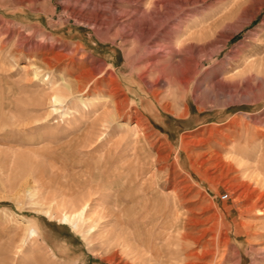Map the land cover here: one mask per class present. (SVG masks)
<instances>
[{
    "label": "rangeland",
    "instance_id": "obj_1",
    "mask_svg": "<svg viewBox=\"0 0 264 264\" xmlns=\"http://www.w3.org/2000/svg\"><path fill=\"white\" fill-rule=\"evenodd\" d=\"M172 2L0 0V264H144L116 236L109 239L133 232L115 219L132 204L125 194H136L134 203L148 198L151 214L163 197L172 208L167 216L157 213L155 221L146 217L143 238L149 227L152 235L162 232L158 243L165 233L179 232L192 238L186 251L202 256L205 244L213 247L226 235L237 253L227 264H264V236L235 235L232 224L241 219L264 229V218L245 213L250 200L242 195L244 188L261 185L248 176L253 168L244 172L234 160H261L264 182V0H199L182 11ZM156 5L163 16L153 23L152 40L162 45L151 49L166 59L194 56L198 62L193 70L184 63V71L168 69L185 76L184 84L147 78L142 67L151 49L131 50L134 32L122 28L137 7L153 11ZM124 48L131 50L129 56ZM260 58L262 71L249 66ZM99 65L95 74L87 73ZM78 75L87 87L69 92L53 111L52 90L42 78H55L61 86ZM150 83L161 96L148 90ZM117 101L120 113L108 127L95 124L89 140L78 137L72 144L70 129L80 135L76 129L95 123ZM52 197L57 202L88 199L99 212L74 229L60 218ZM175 208L180 228L165 230L162 225ZM108 211L114 215H102ZM174 246L170 249L179 245ZM140 247L147 255L153 250L151 244Z\"/></svg>",
    "mask_w": 264,
    "mask_h": 264
},
{
    "label": "bare ground",
    "instance_id": "obj_2",
    "mask_svg": "<svg viewBox=\"0 0 264 264\" xmlns=\"http://www.w3.org/2000/svg\"><path fill=\"white\" fill-rule=\"evenodd\" d=\"M88 1V0H87ZM173 1L172 3L174 5H178L181 11L183 9L184 6L189 5V4H195L197 3L199 0H171ZM90 2V1H89ZM134 2V1H133ZM138 2V1H137ZM80 3V2H79ZM104 3V2H103ZM139 3V2H138ZM85 4V3H84ZM95 4V3H94ZM109 4V3H108ZM134 4V3H133ZM165 4V2H164ZM264 4V2H263ZM262 4V5H263ZM100 5V3H99ZM110 5V4H109ZM173 5V6H174ZM237 5V3H236ZM261 5V6H262ZM101 6V5H100ZM116 6V5H115ZM138 6V4H137ZM140 6V5H139ZM144 6V5H143ZM165 6L168 8L169 5L165 4ZM86 7V6H84ZM95 7V6H94ZM111 7V6H110ZM136 7V6H135ZM161 6L156 5L153 9V11H145L140 10L138 7L134 10V14L130 15V23L127 24L126 26H122V28H125L127 26H130L134 32L135 35V43L134 45H131L132 47L130 48L131 50H134L135 47H139L142 49H151L152 47L155 48V46L160 47L162 44H155V42L152 40L153 37L156 36L157 34V28L153 27V23L161 20L163 13L159 12ZM165 8V7H164ZM81 9V8H80ZM91 9V8H90ZM107 10V7L105 8ZM114 9V8H113ZM142 9V8H141ZM122 10V9H121ZM127 10V9H126ZM233 9H231L230 11H232ZM16 11V10H15ZM124 11V9H123ZM170 11V10H169ZM83 12V11H82ZM118 12V11H117ZM126 12V11H125ZM176 12V11H175ZM174 12V13H175ZM130 13V12H129ZM170 13V12H169ZM117 14V13H116ZM120 14V12H119ZM167 14V13H166ZM258 14V11L252 16V18H255L256 15ZM129 15V14H128ZM179 15V14H178ZM105 15H103L104 17ZM118 16V15H117ZM175 16V15H174ZM98 17V16H97ZM119 17V16H118ZM251 18V19H252ZM107 19V18H106ZM118 20V19H117ZM100 21V20H99ZM113 21V20H112ZM169 24V23H168ZM98 25V24H97ZM215 25V23H214ZM171 26V25H170ZM174 26V25H173ZM120 27V26H119ZM119 27H117L119 29ZM129 27V28H130ZM238 27V26H237ZM121 28V27H120ZM242 28V27H241ZM103 30V29H102ZM117 30V29H116ZM108 31V30H106ZM120 31V30H119ZM166 31V30H165ZM237 31V30H236ZM239 31V30H238ZM122 32V31H121ZM132 32V33H133ZM200 32V31H199ZM202 32V31H201ZM101 33V32H100ZM118 33V32H117ZM107 34V33H106ZM115 34V32H114ZM195 34V33H194ZM198 34V33H197ZM101 36V34H99ZM116 35V34H115ZM199 35V34H198ZM204 35V34H203ZM117 36V35H116ZM132 36V35H131ZM115 37V36H114ZM107 38V37H105ZM126 38V37H125ZM125 38H123V40H126ZM132 38V37H131ZM156 38V37H155ZM101 39V37H100ZM130 38H128L129 40ZM17 40V39H16ZM103 40V39H102ZM120 40V39H119ZM166 40V39H165ZM122 41V40H121ZM164 41V40H163ZM132 42V41H131ZM157 43V42H156ZM114 44V43H113ZM117 44V43H116ZM128 44V43H127ZM126 44V45H127ZM168 44V43H167ZM166 44V46H167ZM175 44V43H174ZM124 44H121V47ZM129 45V44H128ZM189 45V44H188ZM165 46V44H164ZM170 46V44H169ZM183 46V45H182ZM157 47L155 49H157ZM163 47V46H162ZM153 48V49H154ZM152 50L150 51V58L147 62V64L145 66H143L142 68L145 70L143 72H145V76H153L156 75L157 77H155L156 79L159 78H165L168 82L172 83H178V85L184 84L187 81V78L184 76V78H178L176 73H175V69H179V71L182 69L180 68L181 64H186V68L191 69V67L193 66H197L198 62L195 61L194 56L191 57L190 61H186L184 59H180V60H173V57H170L168 59H166L163 54L159 55L156 51ZM170 49V48H169ZM168 49V50H169ZM173 49V48H172ZM49 50V49H48ZM124 51H126V55L129 56L131 50L124 48ZM181 50V49H180ZM163 51V50H162ZM173 51V50H172ZM57 52V51H56ZM59 54V53H57ZM67 54H64V56ZM166 55V54H165ZM60 57V56H59ZM130 58V57H129ZM47 59V58H46ZM58 59V58H57ZM166 59V60H165ZM263 59H256L254 61H251L249 63V66H256L258 71H262L263 70ZM46 62V61H45ZM48 62V61H47ZM167 62V63H164ZM95 63V62H94ZM47 64V63H46ZM57 65V64H56ZM93 67V66H92ZM105 66H103L104 68ZM182 67V66H181ZM103 68H101L103 70ZM107 68V67H106ZM174 69L172 72H174L172 74V72H169L168 69ZM108 69V68H107ZM110 69V67H109ZM184 69V68H183ZM181 71H184V70ZM67 70V69H66ZM70 70V69H69ZM68 70V71H69ZM100 70V65L96 66L94 68H92L91 70H88L87 73L93 75L95 74L97 71ZM111 70V69H110ZM115 70V69H114ZM113 70V71H114ZM193 70V69H191ZM37 72H34V75H37V79L39 78V72L38 70H36ZM105 71V70H104ZM196 71V69H195ZM83 72V71H82ZM107 72V71H106ZM103 73V72H102ZM101 73V74H102ZM139 73V72H138ZM178 73V72H177ZM187 73V72H186ZM191 73V72H190ZM84 74V73H83ZM109 77L111 79H114L116 76H114L115 74L110 71L109 73ZM82 75V73H81ZM77 76L74 81L72 82H65L64 85L58 86L56 85L57 81L54 80L55 78H48V77H44L42 78V81H44L45 83L49 84L52 92L50 93V97L49 100L52 103L53 107L52 110L53 111H59V103L62 102L64 100V97L71 92L72 90H81L85 87H87V83L86 81H84L85 78H83L82 76ZM100 75V74H99ZM180 75V74H179ZM178 75V76H179ZM191 75V74H190ZM49 76V75H48ZM86 76V75H85ZM88 76V75H87ZM104 76V75H103ZM118 76V75H117ZM89 77V76H88ZM91 77V76H90ZM97 77V76H96ZM108 77V76H107ZM189 77V76H187ZM83 78V79H82ZM95 78V77H94ZM146 78V77H144ZM87 79V77H86ZM97 79V78H96ZM95 79V80H96ZM99 79V78H98ZM105 79V77H104ZM141 79V78H140ZM154 79V78H153ZM160 80V79H159ZM93 81V80H92ZM98 81V80H97ZM105 81V80H104ZM107 81V80H106ZM89 82V81H88ZM95 82V81H93ZM162 83V82H161ZM189 83V82H188ZM101 84V81H100ZM155 84V83H154ZM164 84V83H163ZM162 84V85H163ZM99 85V84H98ZM156 85V84H155ZM165 85V84H164ZM177 85V86H178ZM92 86V85H91ZM102 86V85H100ZM90 87V86H89ZM110 87V86H109ZM116 87V86H115ZM179 87V86H178ZM93 88V87H92ZM99 88V87H98ZM149 91L155 96L158 97L160 95V89L158 90V88L153 87V84L150 83L149 87H148ZM93 90V89H92ZM117 90V89H116ZM101 91V90H100ZM107 91V90H106ZM89 92V91H88ZM108 92V91H107ZM110 93V92H109ZM87 94V92H86ZM114 94V93H113ZM107 95V94H106ZM112 95V94H111ZM161 96V95H160ZM100 97V96H99ZM114 97V96H113ZM103 101V100H102ZM113 101V100H112ZM116 101V100H115ZM91 102V101H90ZM101 102V101H100ZM102 103V102H101ZM114 109L111 110H107V111H103V113L101 115H99L97 117V121L94 123H90L88 126L81 128H78L76 130L80 131V135H76L75 134V130L70 129L69 133L73 134L72 135V144L76 143L78 144V137L82 138L83 140H89L91 138V136L93 135L94 132V128H95V124H99V126H103L104 128L108 127L114 120L115 118L119 115L120 113V109H121V105L117 102H114ZM100 104V103H98ZM106 106V105H105ZM113 106V105H112ZM103 107V106H102ZM92 111H95L94 106H92L91 104V108ZM142 121L138 120L137 121V126L140 127ZM143 124V123H142ZM134 126V125H133ZM131 128V127H130ZM104 130V129H103ZM108 130V129H107ZM138 130V129H137ZM98 131V130H97ZM133 131V130H132ZM115 132V131H114ZM136 133V131H135ZM132 133V134H135ZM107 134V133H106ZM104 134V135H106ZM131 134V133H130ZM100 136V135H99ZM122 138V137H121ZM125 139V138H124ZM262 144V143H261ZM127 145V144H126ZM251 150V149H250ZM236 152V151H235ZM264 152V151H262ZM238 153V151H237ZM257 153V151H256ZM143 154V153H142ZM224 154V153H223ZM240 155V153H239ZM264 155V154H263ZM235 157V156H234ZM252 157V156H251ZM254 157V156H253ZM261 157V156H260ZM250 158V157H249ZM241 159V158H240ZM256 159V157H255ZM254 159V160H255ZM236 164L243 167L244 168V172H246V170H249L251 168L250 171V175L249 178L252 179L256 184H260L259 186L261 188H258L257 186L254 187H246L243 189L242 191V195L247 197V200H250L248 203L245 204L244 206V211L246 214H251L254 215L257 219H263L264 218V182L261 180V170H260V162L256 161V164H249L247 162H242L243 160H236L234 159ZM252 161V159H250ZM264 160V159H263ZM233 161V160H232ZM264 162V161H263ZM253 163V162H252ZM235 164V165H236ZM196 166V165H195ZM137 172V171H136ZM242 173V171H241ZM137 174V173H136ZM207 174V173H206ZM243 174V173H242ZM246 174V173H245ZM244 177H246L244 175ZM136 178V177H135ZM264 180V179H263ZM130 181V180H129ZM138 182V181H137ZM172 182V181H171ZM123 185L125 184L124 181L122 183ZM137 184V183H136ZM198 184V183H197ZM140 185V184H139ZM181 187V186H180ZM142 188V185H140V189ZM144 188V186H143ZM139 189V188H138ZM182 191V190H181ZM56 192V191H55ZM241 192V191H240ZM129 193V192H128ZM227 194V193H225ZM126 197L129 196L128 198H130L129 202H132V204H127L124 206V208L122 209L123 214L120 216H116L115 219L116 221H120V223H127L128 225H130L133 228V232H131L129 235L126 234H121V233H116L113 234V236L109 235V239L110 237H117L116 239L120 240V243H122V245H124L125 247H128L127 250L131 253H135L136 257L140 258L144 264H227L230 262L231 259L236 257V250L231 247V245H229L228 243V238L226 235L223 236V238L220 241H217L216 243L212 244L213 247H211L209 244H205L203 246L204 248V254L202 256H199V254H197L194 251H186V243H188V241H191V237H189L188 235H184V234H179V232L175 233L174 235H171L169 232L165 233V238L163 240V242L158 243L156 241V239L161 238V234L160 233H156L155 235H152V228H148L147 230V236L143 238L142 233L143 228L145 227V225L148 224L147 221H144L146 219V217H150L152 218V221H155L156 219H158L156 217V215H158L157 213H160V215L167 216V214L169 213V211H171L172 208L168 207V202H166L164 199V197L161 199V202L156 204V207L160 208L157 210L156 213H150V209L148 210L147 207V203L148 198L145 197V199L142 197L143 202L139 203L135 201H138V196L136 194H125ZM145 196V195H144ZM48 198V197H47ZM51 198V197H50ZM54 197H52V199L50 201H53L52 205L54 206V208L57 209H61L60 212V218L62 220H64L65 222H72V224L74 225V229H78L80 227V225L84 222H88V221H93V216L98 214L97 212H99L97 210V212H95L93 207V210L91 209L90 203L88 201V199H85L83 201H81L80 203L74 202V201H70V202H57L53 200ZM212 199V198H211ZM120 200V198H119ZM129 200V199H127ZM39 202V201H38ZM156 202V201H154ZM41 203V202H40ZM128 203V202H127ZM175 202H173L172 204H174ZM167 204V205H166ZM41 205V204H40ZM122 205V204H121ZM153 206V204H152ZM153 206V207H154ZM215 209V208H214ZM152 210V208H151ZM174 215H172V217L166 221L165 224H163L162 226L165 228V230L170 229L171 227H174L176 230H178L180 228V217L179 214L177 213L176 208L174 209ZM59 211V210H56ZM132 213L133 215L129 216V218L127 216H124V214L126 212ZM173 211V210H172ZM125 212V213H124ZM46 213H48L46 211ZM51 213V212H50ZM49 213V215H50ZM122 213V212H121ZM203 213V212H202ZM114 215L113 211H108L105 214H102L103 216L105 215ZM128 214V213H127ZM164 214V215H163ZM181 214V213H180ZM102 215L99 213V218L102 217ZM154 215V216H153ZM121 216H123L121 218ZM133 216V217H132ZM181 216V215H180ZM197 216V215H196ZM127 217V218H125ZM237 218V217H236ZM110 219V218H109ZM97 221V220H96ZM95 221V222H96ZM164 221V220H163ZM187 222V221H186ZM161 224V223H160ZM233 225V229L235 232V235H247V237H262L264 236V229L263 231H259L257 229H253L254 227H252V225L250 223H245L243 221L238 220V221H234V223L232 222ZM89 231H93L94 230V223L92 222V224L89 225ZM161 226V225H160ZM101 227V226H100ZM121 228V227H120ZM263 228V227H262ZM174 229V231H175ZM259 229V228H258ZM121 230V229H120ZM131 230V229H130ZM28 231L31 235H34L36 232V226L33 224L31 226L28 227ZM127 231V230H125ZM129 231V229H128ZM172 231V229L170 230ZM202 231V230H201ZM183 232V231H182ZM142 235V236H141ZM108 236V235H107ZM111 238V239H112ZM246 238V236H245ZM252 239V238H251ZM104 240V239H103ZM113 240V239H112ZM249 243L251 244V249L255 248L254 244L256 245V243L251 242V240ZM108 242V241H107ZM192 242V241H191ZM107 244V243H106ZM152 245V252L150 255H147L146 252H142V250H140L138 247L143 246V245ZM175 245L178 246V248H175L174 250L170 249V245ZM200 244V243H199ZM258 244V243H257ZM123 246V247H124ZM174 246V247H175ZM141 248V247H140ZM250 248V247H249ZM257 248V247H256ZM260 248V247H259ZM261 248H264L261 247ZM142 249V248H141ZM255 250V249H254ZM107 251V250H106ZM251 251V250H250ZM261 251V249H260ZM259 251V252H260ZM263 251V250H262ZM199 253V252H198ZM218 256V258H217ZM254 256V255H253ZM231 258V259H230ZM229 260V262H228ZM256 260V259H255ZM254 261V260H253ZM258 262V261H257ZM231 264H238V261L233 262Z\"/></svg>",
    "mask_w": 264,
    "mask_h": 264
},
{
    "label": "built area",
    "instance_id": "obj_3",
    "mask_svg": "<svg viewBox=\"0 0 264 264\" xmlns=\"http://www.w3.org/2000/svg\"><path fill=\"white\" fill-rule=\"evenodd\" d=\"M220 197H221V198H225V197H227V194H223V195H221Z\"/></svg>",
    "mask_w": 264,
    "mask_h": 264
}]
</instances>
